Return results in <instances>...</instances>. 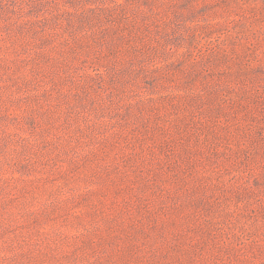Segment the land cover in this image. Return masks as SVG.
Here are the masks:
<instances>
[{"label": "rangeland", "instance_id": "374dc122", "mask_svg": "<svg viewBox=\"0 0 264 264\" xmlns=\"http://www.w3.org/2000/svg\"><path fill=\"white\" fill-rule=\"evenodd\" d=\"M0 264H264V0H0Z\"/></svg>", "mask_w": 264, "mask_h": 264}]
</instances>
